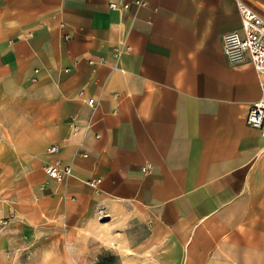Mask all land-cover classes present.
Instances as JSON below:
<instances>
[{
  "label": "crops",
  "instance_id": "0c3cea01",
  "mask_svg": "<svg viewBox=\"0 0 264 264\" xmlns=\"http://www.w3.org/2000/svg\"><path fill=\"white\" fill-rule=\"evenodd\" d=\"M142 1L0 0V264H264L236 0Z\"/></svg>",
  "mask_w": 264,
  "mask_h": 264
},
{
  "label": "built area",
  "instance_id": "2783aa9c",
  "mask_svg": "<svg viewBox=\"0 0 264 264\" xmlns=\"http://www.w3.org/2000/svg\"><path fill=\"white\" fill-rule=\"evenodd\" d=\"M136 5H144L142 0H133ZM237 11L240 18L241 29L227 32L222 37L223 54L230 65H239L246 61L251 63L256 73L261 76L260 89L261 95L257 102L250 108L246 123L260 131L264 137V19L253 9L246 5L242 0H236ZM128 4L124 3L122 9H127ZM110 7L117 8V4L110 3ZM127 50L130 47L126 48ZM92 106L93 99L87 101ZM74 132L77 128L73 129ZM57 146L51 145L48 148L49 153L57 152ZM151 165L147 164L142 167V172L147 173ZM70 168L63 166L59 160L46 163L44 174L48 179L60 183L65 177L70 175ZM97 182V181H96ZM94 184V182H90ZM4 222L0 221V227ZM73 264H86L84 258L74 259Z\"/></svg>",
  "mask_w": 264,
  "mask_h": 264
},
{
  "label": "trees",
  "instance_id": "16d2710c",
  "mask_svg": "<svg viewBox=\"0 0 264 264\" xmlns=\"http://www.w3.org/2000/svg\"><path fill=\"white\" fill-rule=\"evenodd\" d=\"M110 257L102 260L101 264H109Z\"/></svg>",
  "mask_w": 264,
  "mask_h": 264
}]
</instances>
